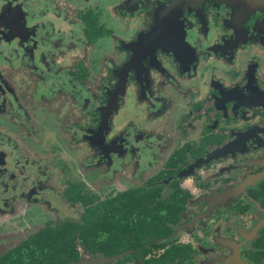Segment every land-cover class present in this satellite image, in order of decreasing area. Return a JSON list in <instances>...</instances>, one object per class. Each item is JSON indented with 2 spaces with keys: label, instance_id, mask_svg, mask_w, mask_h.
<instances>
[{
  "label": "flooded vegetation",
  "instance_id": "flooded-vegetation-1",
  "mask_svg": "<svg viewBox=\"0 0 264 264\" xmlns=\"http://www.w3.org/2000/svg\"><path fill=\"white\" fill-rule=\"evenodd\" d=\"M0 1V141L30 157L50 119L64 122L63 133L85 120L95 126L111 100L122 109L120 120L110 105L101 128L109 143L103 134L100 139L124 186L99 198L68 177L61 196L80 208L78 217L48 220L30 231L11 227L15 217L8 218L0 228L6 236L0 260L29 255L38 232L64 222L80 225L85 207L106 201L109 209L120 200L130 209L124 219L154 225L105 229L103 251L78 240L60 264H264V0H102L96 8L90 0ZM24 3L32 20L46 22L52 53L61 51L53 62L61 65L57 77L46 73L31 42L14 36L11 18ZM49 10L77 27L83 47L113 38L102 21L105 12L136 20L115 69L99 68L104 83L90 88L94 69L77 58L80 51L56 48L65 32ZM52 93L56 97H48ZM72 192L88 205L72 204ZM31 193L9 199L32 202L37 192Z\"/></svg>",
  "mask_w": 264,
  "mask_h": 264
},
{
  "label": "rangeland",
  "instance_id": "rangeland-1",
  "mask_svg": "<svg viewBox=\"0 0 264 264\" xmlns=\"http://www.w3.org/2000/svg\"><path fill=\"white\" fill-rule=\"evenodd\" d=\"M13 1L17 3L20 0ZM101 1L90 0L88 6L96 8V5L100 4ZM46 3L43 2L39 9L42 10ZM77 3L79 7H86L83 2ZM21 7L27 12L19 9V11H16L15 16L11 18V20L15 21V29L17 31L14 35L15 38L26 44L31 42L34 49H36L35 55L37 59L40 62L44 59L43 63L46 66V73H51L57 77L61 65L53 62L61 51L55 50L52 53L51 50L54 43H51V40L50 42L47 40L48 32L46 33L45 30L48 29H44L47 26L46 22L41 20V22H44L41 23L40 18L38 19L39 22L32 20L33 16L28 4L24 3ZM45 12L47 16H54L59 22H57L59 24L58 29L65 32L61 36L63 41H58L57 38L58 44L56 48L62 51H80V55L77 58L79 60L85 59L90 68L94 69L92 71L94 79L91 78L90 80V88L93 87V84L97 87L99 85L98 82L104 83V76H101L100 69L104 65L115 69L121 59L120 46H129L126 43L129 42V37L135 30L136 20L127 19L126 21H120L117 18H111L105 12L102 21L113 30V38L102 40L93 47H83L77 27L67 21H62L63 15L61 12H56L57 15L52 13L51 10ZM49 51L52 54H48ZM37 73L41 76L44 71H38ZM65 76L67 75H63V72H60L58 79L66 82L67 77ZM85 90L88 91L85 95L92 100V90L89 91L87 88ZM117 91L115 90V93L118 95ZM115 93L113 95H116ZM52 96L56 97L53 93L48 97ZM97 102L95 103L99 106L100 103ZM111 103L112 101L110 100L108 104L101 106L100 110L103 119L101 118L99 122H96L95 126L93 122L88 123L85 120L83 124H79L80 127L79 125L73 128L70 127L68 132L63 133L59 124H64V122L50 119L46 127L37 134L38 141L34 145L30 157L24 151L19 150L15 151L16 155L13 154L10 152L12 148L8 142L0 141V223H2L0 228L10 224L7 220L8 218L13 219V217H15V220L11 227L15 229L25 228L26 231L41 227L48 220L60 221L63 218H77L80 208H72L61 196V190L65 187V181L68 177L71 180L83 181L89 191L99 198L110 196L124 187L119 179L120 168L113 162L108 161L107 148L101 142L103 139H100L102 134V137H104V131L101 130L102 120H104L105 111L110 105H113L114 109L117 108V116L120 120L122 110L120 105ZM86 124L90 125V129L87 131H85L87 129ZM129 141L134 142L133 138ZM104 142L109 143L105 137ZM14 158L16 159L13 161ZM57 161H61L67 167L66 173L61 175ZM50 169L56 174H51ZM31 190L38 193L33 196L32 202L22 196L16 197V201L9 199L13 194L19 195V192H25L28 196L33 195ZM7 200L10 201L5 203ZM11 202L13 204H9ZM5 239L6 236H0L1 242Z\"/></svg>",
  "mask_w": 264,
  "mask_h": 264
},
{
  "label": "trees",
  "instance_id": "trees-1",
  "mask_svg": "<svg viewBox=\"0 0 264 264\" xmlns=\"http://www.w3.org/2000/svg\"><path fill=\"white\" fill-rule=\"evenodd\" d=\"M69 200L72 204L80 201L84 206L88 205L87 198L79 192H72ZM111 205L112 207L108 209V202L105 201L97 203L94 207H85L80 225L64 222L51 231L38 232L29 241L37 245L36 248L30 249L29 255L16 259H11L8 255L0 260V264H60L67 259L68 255L74 253L78 240L92 252L103 251L105 229L112 227L119 230L126 226L154 225L151 219L137 220L135 223H132V219H124V213L130 209L125 210L120 200L111 202Z\"/></svg>",
  "mask_w": 264,
  "mask_h": 264
}]
</instances>
